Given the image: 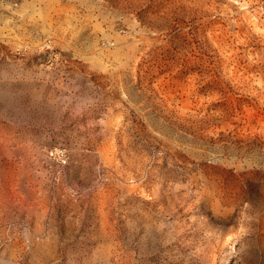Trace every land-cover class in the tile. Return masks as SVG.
Segmentation results:
<instances>
[{
  "label": "rangeland",
  "instance_id": "rangeland-1",
  "mask_svg": "<svg viewBox=\"0 0 264 264\" xmlns=\"http://www.w3.org/2000/svg\"><path fill=\"white\" fill-rule=\"evenodd\" d=\"M0 264H264V0H0Z\"/></svg>",
  "mask_w": 264,
  "mask_h": 264
},
{
  "label": "built area",
  "instance_id": "built-area-1",
  "mask_svg": "<svg viewBox=\"0 0 264 264\" xmlns=\"http://www.w3.org/2000/svg\"><path fill=\"white\" fill-rule=\"evenodd\" d=\"M51 154L57 155L60 163L65 164L67 162L68 157H67L66 152L64 150L55 148V149L51 150Z\"/></svg>",
  "mask_w": 264,
  "mask_h": 264
}]
</instances>
